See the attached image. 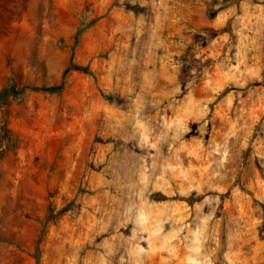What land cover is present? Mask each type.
Listing matches in <instances>:
<instances>
[{"label": "rangeland", "instance_id": "rangeland-1", "mask_svg": "<svg viewBox=\"0 0 264 264\" xmlns=\"http://www.w3.org/2000/svg\"><path fill=\"white\" fill-rule=\"evenodd\" d=\"M262 79L264 0H0V264H264Z\"/></svg>", "mask_w": 264, "mask_h": 264}, {"label": "trees", "instance_id": "trees-1", "mask_svg": "<svg viewBox=\"0 0 264 264\" xmlns=\"http://www.w3.org/2000/svg\"><path fill=\"white\" fill-rule=\"evenodd\" d=\"M241 0H226V2H239ZM81 30H83V27L81 26ZM79 71V72H84V73H91L90 68L87 65H82L79 63H76L74 61L73 55L70 58L69 63L67 64V66L65 67V69L62 72L61 78H60V82L58 84H54V85H48V86H34L32 88L34 89H40L42 91H46V92H50V93H61L66 85V79H67V75L69 74V72L71 71ZM252 85H259L262 84L264 85V79H262L261 81H255L253 83H251ZM27 88V87H24ZM18 89L16 86L8 84L6 86H4L3 88L0 89V102L5 99L7 96L9 95H19L21 94L25 89ZM235 89V87H226L224 88V90L222 91V95L228 93L229 91ZM2 124H3V128L7 129V124H8V115L7 112H3L2 114ZM0 142H2L4 145H11L12 141L10 139V137L6 134L3 135L0 133ZM183 200H185L188 204L192 205L195 202H198L201 200V196H195V195H188V196H184L182 197ZM61 214V210L59 209L57 213L53 212V209H49L45 215V217L42 219L41 223H42V229H41V234L44 231V228L46 226V224L53 220L54 218L58 217V215ZM41 239V237H40ZM33 257L35 258V264H41V254H40V250L37 246H35V250L33 252Z\"/></svg>", "mask_w": 264, "mask_h": 264}]
</instances>
